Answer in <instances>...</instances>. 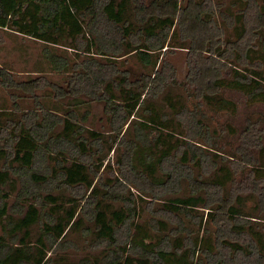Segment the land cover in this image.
Here are the masks:
<instances>
[{
    "label": "trees",
    "instance_id": "1",
    "mask_svg": "<svg viewBox=\"0 0 264 264\" xmlns=\"http://www.w3.org/2000/svg\"><path fill=\"white\" fill-rule=\"evenodd\" d=\"M221 5L217 0L216 7L222 15V20L218 22L213 18L216 7H213L211 0H184L183 4L181 0H0V29L40 41L41 55L50 71L61 75L62 83H66L64 87L43 75L18 81L0 65V86L32 94L34 98V91L43 86L52 89L53 96L58 98L65 97L66 94H83L103 101L113 130L122 132L123 126L129 123L132 116H138L142 128H149L156 123L153 114L145 115L139 109H143L145 96L156 95L168 86V76L159 61V54L171 41H176L175 36H178L179 40H188L189 84L201 104L207 108L215 107L216 111L233 113L236 107L233 101L223 97V92L236 91L245 95L248 108L254 103L262 107L259 117L246 118L244 130L238 135L246 154L245 161L251 162L255 149L262 148L260 146L264 133V70L257 68L264 60V0H228L226 6ZM232 7L238 9L235 15ZM228 27L232 28L234 38L223 37V30ZM84 34L91 35V39L83 46L81 42ZM175 44L185 48L180 41ZM235 55L240 57L243 61L241 63L246 64L252 76L226 64ZM130 59H135L144 68H151L153 72L141 73L136 77L133 70L123 67ZM169 79L174 80L173 77ZM170 95L166 97V102L173 110L175 102L171 97L174 96ZM12 96L16 97L15 94ZM13 106L17 110L16 103ZM39 108V112L24 111L20 117L0 110V161L3 160L5 167L0 171V186L8 183L10 175H14L22 181L25 187L22 192L27 198L30 193L27 190L28 180L53 185L55 176L51 174L54 173L66 186L84 185L95 193L96 187L88 174L92 166L83 157L89 153L87 135L99 140L100 133L87 129L84 125L86 114L79 117L75 106L65 110L63 114L42 106ZM179 111L180 109L176 114ZM160 141L155 144L157 154L150 161L144 158L137 163L138 168L144 166V173L147 175L135 172L136 177L144 182L142 188H150L155 192L172 186L177 188L180 179L186 180L192 191L206 193L208 211L205 218L210 216L216 229H222V224L230 226L238 209L232 205L231 197L224 199L220 195L223 183L209 179L202 181L192 173L191 167L198 166L200 171L203 170L206 163L204 158L189 155L185 160V156H182L181 159L185 162H180V165L188 164V171L185 172L180 165L173 163L176 148L171 146V139L167 140L169 146H163V137ZM115 142L116 140L111 145L123 143L119 140ZM3 146H9L12 154L6 152L3 155ZM131 146L133 148L127 147V153L119 157L121 167L135 168L133 155L137 147L134 143ZM142 156L144 157L143 154ZM7 158H10L9 161ZM192 160L196 163L189 167ZM36 164L41 166L39 172L34 170ZM253 167L257 169V166ZM158 172L160 175H157ZM260 179L263 181V177ZM96 195L91 196L94 199ZM46 197L52 202L51 206H56L54 211L59 220L48 228L47 235L40 242L43 243L44 239L49 246H54L62 243L66 230L76 222L77 208L72 203L65 211H61V203H57L55 197ZM107 198L104 195L100 200ZM117 198L122 200L117 194L109 199L117 201ZM32 199L26 202L24 215L10 223L14 230H23V241L27 240L29 228L39 217V211L35 207L36 199ZM199 200L201 196L174 197L167 207L178 212L180 207L197 206ZM258 202L264 206V194L259 197ZM100 204L101 201L97 200L94 207L95 221L102 239L113 243L116 241L114 235L117 227L125 225L129 230L128 225L131 224L136 209L133 206L131 215L130 205L124 204V207L111 211L108 219V212L99 208ZM213 204H216L214 211ZM6 210L7 204L3 202L0 205V222L5 220ZM134 225L136 235L131 234L128 244L133 245L137 254L124 257L117 255L107 264H192L189 255L193 256L196 249H202L206 264H236L230 259L232 257L216 252L210 239L198 236L188 251H183L177 257H170L174 250L171 251L164 245L154 246L151 235L143 229V225ZM244 233L247 232H239V240H245V237H241ZM220 242L217 241V244L224 246ZM252 242L248 241L246 250L237 243L233 256L244 253L250 264H264V254ZM226 246L231 248L230 244ZM4 247L0 242V264H23L30 261L27 260L29 253L23 247L6 246L12 251L3 249ZM38 252L39 256L30 262L45 264V253L41 249Z\"/></svg>",
    "mask_w": 264,
    "mask_h": 264
},
{
    "label": "rangeland",
    "instance_id": "2",
    "mask_svg": "<svg viewBox=\"0 0 264 264\" xmlns=\"http://www.w3.org/2000/svg\"><path fill=\"white\" fill-rule=\"evenodd\" d=\"M218 1L222 3V7L226 6L228 2V0ZM183 3L184 0H181V4ZM211 3L215 8L217 0H211ZM231 10L233 15L238 13L237 7H232ZM221 16L216 7L213 18L220 22ZM223 31V37L234 38L231 27ZM175 38L176 41L183 43L185 48L179 47V44H175L176 41L173 40L159 54V61L168 76L166 81L169 83L168 86L156 95L145 96L143 109H139L145 115L153 114L156 123L149 128H142L138 116L134 118L132 116L130 117V120L133 118L132 121L129 120V123L123 126L122 132L113 130L112 124L108 122L109 115L105 112L103 101L91 99L83 94L77 96L66 94L65 97L58 98L53 96L52 89L43 86L34 91L36 94V98H34L32 94L0 86V110H5L4 113H12V115L20 117L21 113L27 110L39 112V107L42 106L44 109H52L55 113L63 114L65 110L73 109L75 106L79 117L86 114L84 125L87 129L100 133L99 140L92 139L90 134L87 135L89 153L83 157L86 163L89 162L92 166L88 174L96 187L95 193L90 192L84 185L66 186L62 183L61 178L54 173L51 174L55 176L53 185L28 180L27 190L30 193L27 198L22 192V188L25 189L22 181L14 175H10L8 183L0 186V205L3 202L7 204L5 220L0 222V242L5 245L3 249L12 251L7 247H23L28 251L27 260L30 261L39 256L38 251L41 249L45 253V264H107L117 255L124 257L129 254H137V250L128 242L131 234L136 235L134 224L138 223L142 224L143 229L149 232L154 246L164 245L163 247L171 249V251L174 250V254L170 257H177L183 251H188L193 246L196 236L210 239L216 252L219 251L221 255L232 257L230 259H233L236 264L251 263L244 253L241 256L238 253L233 256L237 243L246 250L248 241H253L260 253L264 254V206L258 202L259 197L264 194V133L260 146L262 148L255 149L251 162L245 161L246 154L238 140V135L246 125V118L256 119L259 117L262 107L260 104L254 103L255 105L248 108L245 95L236 91L223 92V97L233 101L236 107V111L233 113L216 111L215 107L207 108L201 104L189 84L191 83L188 79V53L190 50L186 48L188 40L181 38L179 40L178 36ZM90 39L91 35L84 34L82 45L84 46L85 42ZM82 45L80 44V46ZM41 52L42 43L40 41L0 29V65L6 68L16 80L24 81L43 75L65 87L66 83H62V76L50 71ZM203 54L206 56L205 53ZM228 61L229 63H225L229 67L232 66L241 73L251 75L246 64L241 63L243 61L238 55L229 58ZM123 67L133 70L136 77L141 73L153 72L149 67L140 66L135 59H130L129 63ZM260 67L257 68L264 70V60ZM170 77H173L174 80L169 79ZM14 94L16 97L12 96ZM168 95L174 96L171 97L175 102L173 110L171 106L167 105L166 97ZM13 103H16L17 110L13 108ZM75 103L78 105L76 106ZM171 104L174 103L171 102ZM179 109V113L176 114ZM162 137L165 141L163 146H169L167 140L171 139V146L176 148V151L173 152V163L180 165V162H185L181 159L182 156H185V160L189 155L193 158L197 156L204 158L206 163L203 170L200 171L199 167L195 165L198 169L191 167L192 173L202 181L219 180L223 183L224 187L220 195L224 199L231 197L232 205L238 209L230 226L222 224V229H216L217 226L209 219L210 216L205 218L208 211L205 201L206 193L192 191L186 180L180 179L177 188L172 186L155 192L150 188L147 190L142 188L144 182L136 177L135 172H141L146 177L147 175L144 173V166L141 165V168H138L137 163L144 158L150 161L157 154L155 144L160 143ZM114 140L123 143L111 145ZM132 141L137 147L133 155L135 168L121 167L118 162L119 157L127 153V147L133 148ZM1 143H4L3 139ZM109 146L112 149H109ZM3 149V155L6 152L12 154L9 146H3ZM7 159L9 161L10 158ZM192 161L189 163V167L196 163L194 160ZM3 165V160H1L0 171L5 169ZM46 165L48 164L46 163ZM187 166L188 164L182 165V170L188 171ZM253 166L260 169L257 170ZM40 168L41 166L36 164L34 170L39 172ZM157 175H160V172ZM260 177H263V181H260ZM114 194H117L122 200L120 198H117V201L110 200L109 198H112ZM47 195L55 197L57 203H61L59 209L61 211H65L72 203L73 207L77 208L76 222L66 230L61 240L62 243L54 246H49L44 239L43 243L40 242L47 235L48 228L59 220L54 211L56 206H51L52 202L46 197ZM91 195H96V197L93 199ZM104 195L108 198L100 200ZM21 196H23L22 199ZM199 196H201V200L197 206L180 207L181 210L178 212L167 207L170 199L174 197ZM32 198L36 199L35 207L39 211V217L38 221L29 228L27 240L23 241V230H14L10 223L24 215L26 202H30L33 200ZM97 200L101 201L99 208L108 212V219L111 217V211L120 209L121 206L124 207V204L130 205V214L132 215V209L135 206L136 213H133L131 224L128 225L129 230L125 225L117 227L116 235H114L116 241L114 240L113 243H110L108 239H102L96 224L94 207ZM215 206L216 204L212 205L213 211ZM241 231L247 232L241 235V237H245L244 241L238 239ZM217 241H221L224 246L218 245ZM205 243L207 242L205 241ZM228 244L231 248L226 246ZM189 258H192V264H206L202 249H196L193 256L189 255ZM30 261L23 264H32ZM135 263H137L136 260Z\"/></svg>",
    "mask_w": 264,
    "mask_h": 264
}]
</instances>
